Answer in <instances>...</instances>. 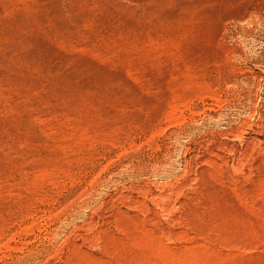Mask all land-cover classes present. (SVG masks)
Instances as JSON below:
<instances>
[{"label": "rangeland", "instance_id": "rangeland-1", "mask_svg": "<svg viewBox=\"0 0 264 264\" xmlns=\"http://www.w3.org/2000/svg\"><path fill=\"white\" fill-rule=\"evenodd\" d=\"M0 264H264V0H0Z\"/></svg>", "mask_w": 264, "mask_h": 264}]
</instances>
